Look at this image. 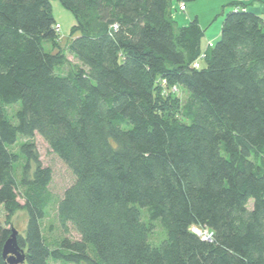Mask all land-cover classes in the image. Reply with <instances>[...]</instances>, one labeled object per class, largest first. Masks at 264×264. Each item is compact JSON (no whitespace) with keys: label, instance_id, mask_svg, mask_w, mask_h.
I'll list each match as a JSON object with an SVG mask.
<instances>
[{"label":"trees","instance_id":"16d2710c","mask_svg":"<svg viewBox=\"0 0 264 264\" xmlns=\"http://www.w3.org/2000/svg\"><path fill=\"white\" fill-rule=\"evenodd\" d=\"M53 1L0 0V264L20 210L24 264H264V18L234 1L203 48L173 15L197 0H57L62 47ZM38 134L75 175L61 199ZM52 207L79 239L48 241Z\"/></svg>","mask_w":264,"mask_h":264},{"label":"rangeland","instance_id":"374dc122","mask_svg":"<svg viewBox=\"0 0 264 264\" xmlns=\"http://www.w3.org/2000/svg\"><path fill=\"white\" fill-rule=\"evenodd\" d=\"M218 2V0H197V1H187L186 4L188 5V11L187 13H182L179 11H175L173 13L175 20H177L178 24L180 26L187 25L192 20L196 19V17L199 18V22L204 25L205 27L209 26V23L211 21L218 20L216 23L214 21L213 27L211 26V29L209 30V33H214L215 29L219 28V25L217 26V23L220 20L224 19V15L222 14V7L219 8L221 3ZM52 9H53V20H55L56 24H59L61 27L59 29L60 33V43L62 47H65L67 45V41L70 38L71 29L77 25V21L74 18L73 14L67 10L63 9L61 3L57 0H54L52 2ZM230 8H226L225 12H228ZM218 11V12H215ZM218 13V14H217ZM189 16H191L192 20H190ZM223 22V21H222ZM222 29V27H221ZM206 36V35H205ZM221 36V35H220ZM210 39V38H209ZM214 40V37L211 36V40ZM218 41V40H217ZM208 42L207 36L203 40V48H206ZM45 49L48 52H51L53 50L51 43L45 44ZM69 59L73 62L72 56H69ZM164 85H167L166 82H164ZM176 87H172L171 90L173 92H176ZM179 95L183 98L186 96L185 93L179 91ZM20 105L16 104L13 107L8 108L7 110L10 113V116L13 115L15 112V109L19 108ZM33 141L36 144V152L40 155V160L42 164L46 167H50L53 170V181L51 183V192L54 194L55 197L58 199L63 198V194L71 187L75 181V175L72 174L68 166L60 160V158L52 152L51 148L48 146L47 142L44 141V139L38 134L34 137ZM20 202L24 204V200L20 199ZM253 204V201L250 202V205ZM7 218V214L2 206H0V223L5 224V220ZM11 220L13 221V227L19 232V234L25 233V228L27 225V213L24 210H20V212L16 213L13 217H11ZM67 229V230H66ZM66 229H63L60 225L59 219L56 215V208L52 207V210L48 213V216L45 218L43 222V230L45 232V237L50 242H54L55 239L68 237L71 240H77L80 238L79 234L77 233L76 229L72 227L71 224H68ZM195 234H199L203 237L206 236V233L201 230H194ZM163 235V230L161 225L158 223L156 224V227L154 229L153 233V240L157 241L158 243L161 242L166 235ZM48 264H74V263H64L59 261H52L49 259L47 261Z\"/></svg>","mask_w":264,"mask_h":264},{"label":"crops","instance_id":"0c3cea01","mask_svg":"<svg viewBox=\"0 0 264 264\" xmlns=\"http://www.w3.org/2000/svg\"><path fill=\"white\" fill-rule=\"evenodd\" d=\"M234 1H238V2H241V1H242V2H245V3H247V4H251V6H250V10H251L252 12H256L257 14H259L260 16H262V17L264 18V0H218V2L221 3V5L219 6V8L222 7V10H223V8H224L225 6L230 5V3L234 2ZM220 3H219V4H220ZM187 11H188V5H187V8H186V11H184V12H182V13L185 14V13H187ZM215 12H218V11H215ZM217 14H218V13H217ZM218 16H219V15H218ZM218 16H217V17H218ZM189 18H190V20H192L191 16H189ZM196 20L198 21L199 25L202 26L203 29H206L205 35H206L207 38H208V42H207V44H210V43H216L217 40H219V38H220V33H221V27H222V25H223V24H222V21H223V20H220V24H219V22L217 23V26L219 25V28L215 29L214 33L212 32V30H213L214 28H212V30H211L210 33H209V30L211 29V26L213 27L212 24H214V21H215V23H216L217 21H219L218 18L215 19L214 21H211V22L209 23V26H207V27H205L204 25H202V24L199 22V18H198V17H196ZM211 36L214 37V40H213V39L211 40ZM209 38H210V39H209Z\"/></svg>","mask_w":264,"mask_h":264},{"label":"water","instance_id":"95a60500","mask_svg":"<svg viewBox=\"0 0 264 264\" xmlns=\"http://www.w3.org/2000/svg\"><path fill=\"white\" fill-rule=\"evenodd\" d=\"M19 232L12 228V235L6 242L7 244L3 248V258L7 261V264H24L26 260V253L24 249L19 247L17 238Z\"/></svg>","mask_w":264,"mask_h":264},{"label":"built area","instance_id":"2783aa9c","mask_svg":"<svg viewBox=\"0 0 264 264\" xmlns=\"http://www.w3.org/2000/svg\"><path fill=\"white\" fill-rule=\"evenodd\" d=\"M180 10L181 11H186V6L185 5H182L181 7H180ZM60 25L59 24H56V26H55V30L56 31H59V29H60ZM60 32V31H59ZM197 67H199V65L197 66ZM206 240H211V238H212V235L210 234V233H206V236L204 237Z\"/></svg>","mask_w":264,"mask_h":264}]
</instances>
